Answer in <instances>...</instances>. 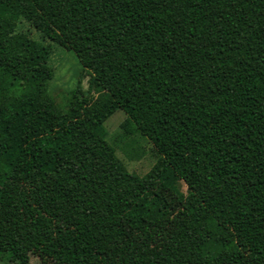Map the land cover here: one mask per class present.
Listing matches in <instances>:
<instances>
[{
	"label": "trees",
	"instance_id": "obj_1",
	"mask_svg": "<svg viewBox=\"0 0 264 264\" xmlns=\"http://www.w3.org/2000/svg\"><path fill=\"white\" fill-rule=\"evenodd\" d=\"M54 44L96 96L56 103ZM117 110L154 147L144 177L107 140ZM178 181L186 219L149 250L120 223L167 220L154 188ZM32 254L264 264V0H0V260Z\"/></svg>",
	"mask_w": 264,
	"mask_h": 264
},
{
	"label": "rangeland",
	"instance_id": "obj_2",
	"mask_svg": "<svg viewBox=\"0 0 264 264\" xmlns=\"http://www.w3.org/2000/svg\"><path fill=\"white\" fill-rule=\"evenodd\" d=\"M23 28L30 30L27 24H24ZM31 32L32 36L38 37L34 30ZM49 66L54 70L50 91L59 106L65 107L66 95L77 87L90 91L91 96H96L94 89H89L90 74L82 68L74 52L54 44ZM125 120L126 114L122 110L115 111L109 117L104 125L108 135L107 140L116 149L117 157L123 162L127 171L144 177L154 167L157 156L147 137L137 130L125 131L123 127ZM154 191L162 198L163 204L171 212L167 220L143 226L131 224L126 220L120 223L122 230L152 251L158 249L186 219L187 213L183 206V199L187 195L188 189L182 181H178L174 190L169 191L161 186H156ZM0 264L11 263L0 260ZM31 264L58 263L39 254H32Z\"/></svg>",
	"mask_w": 264,
	"mask_h": 264
}]
</instances>
